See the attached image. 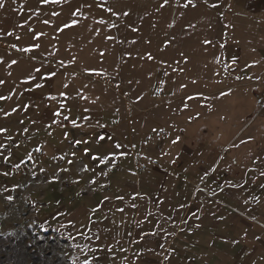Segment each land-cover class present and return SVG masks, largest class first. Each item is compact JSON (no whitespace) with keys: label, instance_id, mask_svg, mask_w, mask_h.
I'll list each match as a JSON object with an SVG mask.
<instances>
[{"label":"rangeland","instance_id":"obj_1","mask_svg":"<svg viewBox=\"0 0 264 264\" xmlns=\"http://www.w3.org/2000/svg\"><path fill=\"white\" fill-rule=\"evenodd\" d=\"M163 3L3 0L0 235L264 264V0Z\"/></svg>","mask_w":264,"mask_h":264},{"label":"trees","instance_id":"obj_2","mask_svg":"<svg viewBox=\"0 0 264 264\" xmlns=\"http://www.w3.org/2000/svg\"><path fill=\"white\" fill-rule=\"evenodd\" d=\"M65 242L26 227L0 235V264H71L64 256Z\"/></svg>","mask_w":264,"mask_h":264},{"label":"snow or ice","instance_id":"obj_3","mask_svg":"<svg viewBox=\"0 0 264 264\" xmlns=\"http://www.w3.org/2000/svg\"><path fill=\"white\" fill-rule=\"evenodd\" d=\"M57 2H60V0H57ZM167 3H168V0H164V3L161 6L162 7L166 6ZM189 4H192V0H187V3L184 4V7H188ZM0 6H3V0H0ZM215 6L216 5H213V7H215ZM75 14H78V13H75ZM125 15H128V13H125ZM69 26H71V25H66V27H69ZM109 39H111V37H109ZM23 51H30V49H23ZM148 58L152 59L151 56H149ZM11 63L12 64H16L17 61L13 60ZM37 71H39V69H37ZM0 83H3V81H0ZM0 99H4V97H0ZM117 147H119V146H117ZM94 159H100V158L99 157H94ZM105 159H107V158H105Z\"/></svg>","mask_w":264,"mask_h":264},{"label":"crops","instance_id":"obj_4","mask_svg":"<svg viewBox=\"0 0 264 264\" xmlns=\"http://www.w3.org/2000/svg\"><path fill=\"white\" fill-rule=\"evenodd\" d=\"M113 164H116L117 165V162H114L113 161ZM156 168V167H155ZM171 248V241L170 240H168L167 242H166V244H165V249H167V248ZM197 247V245L195 246V248ZM143 258V261L141 262L142 264H149L148 263V258H145V257H142ZM163 259H164V262L163 263H165V260L166 259H170V256H169V250L166 252V254L164 255V257H163ZM135 263H137V262H135ZM178 264H183L182 262H180V260H178Z\"/></svg>","mask_w":264,"mask_h":264},{"label":"built area","instance_id":"obj_5","mask_svg":"<svg viewBox=\"0 0 264 264\" xmlns=\"http://www.w3.org/2000/svg\"><path fill=\"white\" fill-rule=\"evenodd\" d=\"M139 161H143L145 164L141 165V170H146L147 169V165H150V166H153V167H157L158 166V163L156 161H144L143 158H140L138 160Z\"/></svg>","mask_w":264,"mask_h":264}]
</instances>
